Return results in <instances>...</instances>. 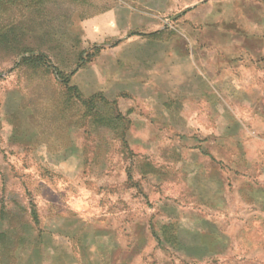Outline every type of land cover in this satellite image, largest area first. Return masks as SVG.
Here are the masks:
<instances>
[{"label": "rangeland", "instance_id": "374dc122", "mask_svg": "<svg viewBox=\"0 0 264 264\" xmlns=\"http://www.w3.org/2000/svg\"><path fill=\"white\" fill-rule=\"evenodd\" d=\"M132 1L0 6V264H39L86 230L199 206L183 174L191 157L223 171L209 185L222 188L225 209L208 218L227 246L212 243L203 264H264V55L221 51L206 65L186 41L177 73L159 70L160 56L151 64L115 49L97 24ZM245 42L255 51L264 40ZM31 54L45 60L31 64ZM177 76L202 100H188ZM192 147H207L206 158ZM181 251L169 264H185Z\"/></svg>", "mask_w": 264, "mask_h": 264}, {"label": "crops", "instance_id": "0c3cea01", "mask_svg": "<svg viewBox=\"0 0 264 264\" xmlns=\"http://www.w3.org/2000/svg\"><path fill=\"white\" fill-rule=\"evenodd\" d=\"M12 1L0 0V6ZM101 23L104 37L118 41L115 49L126 48L131 50L128 55L135 57L147 55L146 60L151 64L157 62L155 56H160L159 66L165 61L167 68L159 70L177 73L178 66L185 62L182 50L188 41L199 45L197 55L206 65L221 51L227 55L236 52L264 55V42L262 46L258 44L255 51L245 42L248 38L264 40V0H134L127 4L120 2L114 10L112 7L105 10L103 18L97 21ZM224 23L233 26L234 31L225 33L221 27ZM136 50L141 51L135 53ZM245 72L248 81H256L253 71L247 69ZM179 76L176 79L183 82L187 99L201 101L196 90L198 86ZM207 150V147H192L190 152L206 158ZM211 162L215 172L218 170L223 178L222 169ZM185 163L191 164L183 173L184 177L190 176L192 182L187 194L199 206L165 205L141 216L135 215L130 224L125 220V223L119 221L86 230L82 235L68 238L69 251L58 250L51 257L43 255L39 264H169L170 256L173 258L182 248V263L208 261V247L212 243L220 248L227 246L222 230L208 218L210 210L222 213L225 209L223 180L219 181L220 191L212 192L209 183L218 180L212 179L215 172L209 170V163L193 157ZM84 240L90 244L85 245ZM159 255L166 260L158 259Z\"/></svg>", "mask_w": 264, "mask_h": 264}, {"label": "trees", "instance_id": "16d2710c", "mask_svg": "<svg viewBox=\"0 0 264 264\" xmlns=\"http://www.w3.org/2000/svg\"><path fill=\"white\" fill-rule=\"evenodd\" d=\"M37 60H39V61H44V60H45V57H44L43 55H41V54H38V55H33V54H31V55L26 59V61L30 62L31 64H32L33 62L37 61ZM63 82H67V81H63ZM69 89H70V90H75L74 87H69Z\"/></svg>", "mask_w": 264, "mask_h": 264}]
</instances>
